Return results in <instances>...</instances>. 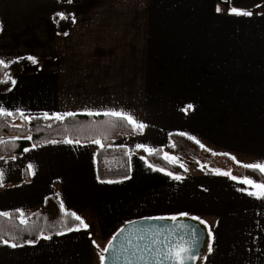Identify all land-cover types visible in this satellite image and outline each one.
<instances>
[{
    "label": "crops",
    "instance_id": "crops-1",
    "mask_svg": "<svg viewBox=\"0 0 264 264\" xmlns=\"http://www.w3.org/2000/svg\"><path fill=\"white\" fill-rule=\"evenodd\" d=\"M230 8L223 0H0V59L25 60L7 73L17 83L0 91V106L29 117L113 109L147 125L110 145L127 150V179H99L101 145L93 140L1 155L0 212L22 209L28 219L56 195L89 228L22 247L0 243V264H100V250L124 222L180 212L212 230L202 264H264V200L240 190L248 185L197 163L177 180L135 152L183 132L217 156L235 157L231 176L264 162V1L250 17L228 15ZM57 12L75 17L68 35L55 30Z\"/></svg>",
    "mask_w": 264,
    "mask_h": 264
},
{
    "label": "trees",
    "instance_id": "trees-1",
    "mask_svg": "<svg viewBox=\"0 0 264 264\" xmlns=\"http://www.w3.org/2000/svg\"><path fill=\"white\" fill-rule=\"evenodd\" d=\"M230 7H238L245 10H253L264 0H223ZM55 30L63 35L72 25L71 19L60 20L56 14L53 15ZM9 63L8 68L0 66V81L8 80V72H20L24 59H15ZM11 61V62H13ZM10 80L7 83H0V91L9 88ZM33 119L26 121L16 114L13 117L0 116V137L6 138V143L0 144V156H18L24 147L32 144H39L51 140L71 139L80 142L100 139L101 146L95 155L97 175L100 180L123 179L129 176L128 168H113L104 170L103 159L113 151L110 146L113 139L118 135L140 134L142 131L134 130L124 120L114 117L100 115L89 116L87 114H76L72 117H65L64 120L45 119L44 116H33ZM12 134L17 137L9 138ZM31 136V139L25 137ZM179 134H171L170 142L164 146L155 148L150 154L144 149H137L135 152L143 156L148 163L160 169L167 170L178 175H185L186 171L178 164H173L163 157V153L178 155L181 157L191 156L195 158L196 150L204 149L200 144ZM249 177L257 182H264V176L258 171L242 168L240 178ZM60 201L56 195L46 198L45 202L34 210L28 217L26 224H20L19 213L15 210L9 211L10 218L0 217V236L18 244H24L27 240H38L40 234L53 236L57 233L67 231L68 227L79 226L70 215L65 212H73L69 209L61 211Z\"/></svg>",
    "mask_w": 264,
    "mask_h": 264
},
{
    "label": "snow or ice",
    "instance_id": "snow-or-ice-1",
    "mask_svg": "<svg viewBox=\"0 0 264 264\" xmlns=\"http://www.w3.org/2000/svg\"><path fill=\"white\" fill-rule=\"evenodd\" d=\"M66 3L72 4L73 0H66ZM216 11L219 13L221 11L220 7L216 8ZM228 15H235V16H243V17H250L253 15V12L250 10H245L242 8L238 7H231L228 11ZM56 16L59 17L60 20H66V19H71L73 23H75V17L74 15H66L65 12H57ZM63 35H68L67 32L63 33ZM19 59H24L23 57ZM28 60H30L32 63H37V60L33 56H28ZM13 62H6L3 59H0V66L4 68L9 67V63H14ZM8 80L11 81V84L14 86L17 81L15 79H12L11 77H8ZM8 80L5 81H0V83H7ZM10 90V89H9ZM194 106L189 104L186 106L185 109H182L183 111L187 112L188 109H192ZM16 113L19 114L21 119L30 121L33 119L32 117H29L25 114V112L22 109H16ZM15 113L12 111L7 110L3 106H0V116L4 117H10L13 116ZM76 113L74 112H67V113H53L51 116H49L48 113H44L43 116L45 119H56V120H64L65 117H72L75 116ZM87 115L92 116V115H100V113H94L92 111H88ZM104 116L108 117H114L119 120H124L126 121L129 125L133 127L134 130H140L142 131L147 127L146 124L142 122H138L131 114L123 112V111H117L113 109L106 110L103 113ZM181 136H186L187 133H179ZM26 139H31V136L25 137ZM191 140H194L196 143H200L198 140L195 139V137H188ZM64 143H79V140L73 141L71 139H65L63 141ZM95 144L101 145V140L100 139H95L92 141ZM6 143L3 139H0V144ZM51 143H58V141H51ZM123 147V145H121ZM201 147H204V145L200 144ZM33 148L36 147V145L32 146ZM137 148H144L145 151H148L150 154L152 153V149L148 148L147 146L143 144H138ZM31 149L29 148H24V152H28ZM223 155H228L227 153ZM166 160H169L171 162H175L177 160V157L175 156H169L167 153L165 154L164 157ZM0 159H3L0 157ZM12 159H15V157H12ZM143 159V157H142ZM233 160H235V157H232ZM239 163V162H237ZM245 169H251L253 171H258L262 176H264V162H255L251 164H243L242 165ZM149 167H152V165H149ZM183 167V165H181ZM33 168V165L29 164L28 169L31 170ZM160 171H163V169H158ZM218 175H224V176H230L232 180L236 181L239 179V182L244 185H248L249 188H242L240 189L241 191H244L247 193V195L252 196L258 200H264V182H257L249 177H243V178H238L236 176H231L230 172H224L219 169L215 170ZM34 175L35 173L32 172ZM168 175L172 176L173 173L169 172ZM3 178H4V171L0 170V186H3ZM128 177H125L127 179ZM174 179L180 180L182 179L181 176L176 175L173 177ZM104 182V181H101ZM108 183H113L114 181H107ZM60 209L61 211H65L64 204L61 202L60 204ZM17 213H19V222L20 224H26L27 220L25 218V214L22 209H16L15 210ZM65 215L68 216L70 215L73 217L76 221H79V226L76 227H68L67 231L72 232V231H80L81 228L83 229H88L89 225L84 221L82 217L77 215L76 212H65ZM190 214L188 212H180L178 214H173L167 217L160 216V217H148L146 219H157V220H170V221H178L179 217H188ZM0 217H5V218H10L11 213L4 211L0 212ZM193 220L198 221L200 224L207 225V222L202 220L199 216H193L191 217ZM128 223H132L129 221ZM177 228L180 229V233L176 231L175 228L172 227H158V228H149L144 231H148L152 233V240L150 241L149 244H146L144 248H140V246L134 245L133 248L131 249V255L133 257L138 258L139 260H145L144 253L147 252L149 254L150 260L154 262V264H186L187 261H196L198 259H206V257H202L201 254L198 251V245H199V235H198V229L196 227H193L191 225L187 224H178ZM124 229L121 228L120 232H123ZM209 235H212V230L209 227L208 229ZM167 233L164 239H160V236L164 235ZM58 235H63L64 233H57ZM42 239H51V236H44L43 233L40 234V237ZM116 236L114 235L111 240H109L108 244L106 247L100 250V256H99V261L100 264H105L106 261V256L104 253H107L109 250H115V245L113 241L116 240ZM139 240H143L144 236L138 235L137 237ZM0 243H3L5 245H8L10 247L16 248V247H22L23 245L15 243L13 241H10L8 239H4L2 236H0ZM27 244H35L37 243V240H27L25 241ZM92 243L99 249L100 246L96 243L95 240L92 241ZM127 243L129 245H132V240L128 239ZM155 245V247H153ZM209 252L212 251L211 245L209 244L208 246ZM121 249L125 252L130 251V249L124 248V245H121ZM127 264H131V260H128ZM145 264H149V261H145Z\"/></svg>",
    "mask_w": 264,
    "mask_h": 264
},
{
    "label": "water",
    "instance_id": "water-1",
    "mask_svg": "<svg viewBox=\"0 0 264 264\" xmlns=\"http://www.w3.org/2000/svg\"><path fill=\"white\" fill-rule=\"evenodd\" d=\"M147 217H140L133 220H129L132 223H128L129 221L124 222L111 236L115 235L117 238L115 241H113L115 245V250H109L107 253H104L106 256L105 264H127L128 260H131V264H145V261H149V264H154L150 260L149 254L147 252L144 253L145 260H139L136 257H133L131 255V249L134 245H139L140 248H144L146 244H149L152 240V233L148 231H144L149 228H158V227H172L175 228L178 233H180V229L177 228L178 224H187L191 225L193 227H196L198 229V235H199V245H198V251L201 254L202 257L205 256L210 235L208 232L207 227L204 224H200L198 221L193 220L191 217H179L178 221H170V220H157V219H146ZM123 228L124 231L120 232V229ZM138 235L144 236L143 240H139L137 237ZM167 233L160 236V239H164ZM132 240V245H129L127 243V240ZM109 242V241H108ZM108 244V243H107ZM106 244V246H107ZM124 245V248L130 249V251H123L121 249V245ZM105 246V247H106ZM155 247V245H153ZM203 258L198 259L196 261H187L186 264H202Z\"/></svg>",
    "mask_w": 264,
    "mask_h": 264
},
{
    "label": "rangeland",
    "instance_id": "rangeland-1",
    "mask_svg": "<svg viewBox=\"0 0 264 264\" xmlns=\"http://www.w3.org/2000/svg\"><path fill=\"white\" fill-rule=\"evenodd\" d=\"M15 137L17 136L12 134L9 138ZM195 154V158L191 156L181 157L173 155L177 157V160L175 162L170 161V163H177V161H179L180 165H183V168L188 172H192L193 169H195L194 166L196 163L205 165L209 168L230 172L231 174H237L239 171V163L235 162L232 158L219 155L217 156L214 152L205 147L204 149L196 150ZM127 159V150L125 148H117L104 157L103 168L104 170L113 168L124 169L127 167Z\"/></svg>",
    "mask_w": 264,
    "mask_h": 264
}]
</instances>
